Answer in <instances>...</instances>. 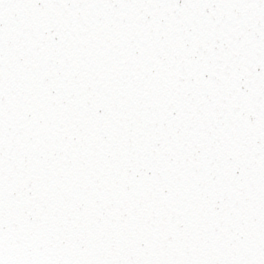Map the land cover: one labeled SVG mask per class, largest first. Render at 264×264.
Segmentation results:
<instances>
[{
	"label": "snow or ice",
	"instance_id": "snow-or-ice-1",
	"mask_svg": "<svg viewBox=\"0 0 264 264\" xmlns=\"http://www.w3.org/2000/svg\"><path fill=\"white\" fill-rule=\"evenodd\" d=\"M0 264H264V0H0Z\"/></svg>",
	"mask_w": 264,
	"mask_h": 264
}]
</instances>
